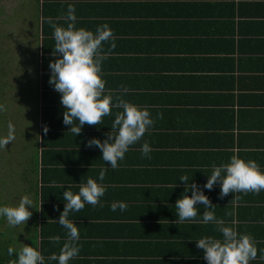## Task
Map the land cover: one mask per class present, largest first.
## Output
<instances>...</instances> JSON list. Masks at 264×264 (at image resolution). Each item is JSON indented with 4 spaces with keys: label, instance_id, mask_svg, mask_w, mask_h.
Masks as SVG:
<instances>
[{
    "label": "crops",
    "instance_id": "crops-1",
    "mask_svg": "<svg viewBox=\"0 0 264 264\" xmlns=\"http://www.w3.org/2000/svg\"><path fill=\"white\" fill-rule=\"evenodd\" d=\"M27 1L32 4L28 29L18 17V33L9 34L22 42L26 64L12 106L0 104V116H6L0 137L7 136L9 122L15 127L14 141L0 148L8 174L2 190H9V200L0 205H18L28 195L34 209L27 223L12 227L6 221L0 234H8L14 249L33 237L42 247L49 228L51 236L61 234L65 241V230L55 221L65 207L63 191L76 193L80 183L93 178L106 191L97 205L69 214L80 231V252L69 264H206L195 240L222 237L215 225L198 222L202 206L197 221L175 223L174 205L185 188L179 177L187 175L203 187L212 165L227 163L234 154L264 170V0ZM69 5L76 10V28L95 33L108 24L113 32L116 47L111 39L102 45V79L113 104L131 102L154 120L115 170L87 141H103L122 109L112 107L110 116L97 126L85 125L76 137L63 123L60 94L49 85L55 41L47 18L66 27ZM145 141L151 159L142 156ZM102 169L107 171L99 181ZM220 192L219 184L205 189L215 215L251 235L258 254L250 264H264V191L223 198ZM119 201L127 209L112 211Z\"/></svg>",
    "mask_w": 264,
    "mask_h": 264
},
{
    "label": "clouds",
    "instance_id": "clouds-1",
    "mask_svg": "<svg viewBox=\"0 0 264 264\" xmlns=\"http://www.w3.org/2000/svg\"><path fill=\"white\" fill-rule=\"evenodd\" d=\"M75 8L71 5L63 19L67 26H59L53 18H47V23L53 29L55 41L52 47V56L49 69L51 72L49 85L60 94V103L64 108L62 113L63 123L70 126L69 132L76 137L80 136L85 125L97 126L102 118L112 114V107L122 109L115 115L111 131L106 134L102 141L92 138L87 141V147L98 148L101 159L113 170L119 167V162L125 158L130 147L138 143L146 132L153 126L154 120L147 109L125 101L119 100L113 104L111 94H106V82L102 79V62L106 56L102 54V45L110 39L113 41L111 47H116L113 32L108 24L97 27L95 33L83 28H76ZM0 105V111H3ZM159 118H163L159 114ZM78 121V124L75 123ZM47 134L48 127L43 129ZM15 127L9 122L8 134L0 137V148L7 147L15 139ZM143 158L151 159L152 148L145 141L141 146ZM107 169H102L98 180L105 179ZM179 183L185 185L184 192L176 200L174 208L177 217L175 223L183 224L186 221H197L198 208L203 207L205 211L199 221L205 225L211 223L216 226L215 230L222 238L204 236L195 240L196 247L203 250V258L206 264H250L257 258L258 250L251 235L241 234L234 227L227 226L225 221L215 215L216 206L205 194L206 190H213L219 184L223 198L230 192L259 194L264 191V170H261L255 160H245L238 155H232L227 163L212 165L211 174L207 175V183L199 186L187 175L179 177ZM177 186V185H176ZM105 187L98 183L97 179L88 178L86 183H80L79 191L74 193L70 189L63 191L64 210L57 221L65 230L66 239L60 252L53 253L48 260L56 264H69L78 256L80 248V231L76 223L69 220L71 212H79L85 204L93 206L100 203L105 194ZM191 193V195H189ZM34 209L33 201L28 195L21 197L18 205H0V218L7 221L8 225L18 227L27 223ZM112 211L119 209L121 212L127 209L123 201L114 202ZM54 244L60 243L59 235L49 237ZM264 252V250H262ZM8 255H15V259L9 264H46L45 257L37 247L24 244L19 250L8 248ZM264 259V254L261 255Z\"/></svg>",
    "mask_w": 264,
    "mask_h": 264
},
{
    "label": "rangeland",
    "instance_id": "rangeland-1",
    "mask_svg": "<svg viewBox=\"0 0 264 264\" xmlns=\"http://www.w3.org/2000/svg\"><path fill=\"white\" fill-rule=\"evenodd\" d=\"M31 8L32 4L27 0H0V104L2 100V103L7 109L12 106L11 98L14 97L15 92L19 91L18 89L21 87L20 84L24 81L23 72L26 64V58L23 56L24 49L21 45L22 42L14 41L9 34L18 33L17 30L20 24L14 21L18 19V17L25 20V28L28 29L30 18L26 13H32ZM13 11H16V13L13 14ZM11 15H15L13 20L11 19L14 21L15 25L13 22H9V17H13ZM34 25L35 21L32 22V26ZM4 120H6V116H0V122ZM2 152L4 151L0 150V153ZM5 164L6 163L0 159V203L7 201V199L9 200V190L8 192L7 190H2V187L6 188L8 180L7 169L4 168ZM1 190L3 192H1ZM3 226L5 227V225ZM11 233L19 240L22 239V236L17 232ZM7 236L8 234H0L1 255L6 253L8 246Z\"/></svg>",
    "mask_w": 264,
    "mask_h": 264
},
{
    "label": "trees",
    "instance_id": "trees-1",
    "mask_svg": "<svg viewBox=\"0 0 264 264\" xmlns=\"http://www.w3.org/2000/svg\"><path fill=\"white\" fill-rule=\"evenodd\" d=\"M39 203H40V201L37 199L36 200V204L38 205ZM5 222H6L5 219L0 218V229L2 228V226L4 225ZM63 234H62V236H63ZM51 235H54V234H53L52 230H50V228H49L48 230L45 231L44 238L45 239H48L49 237H51ZM59 235H61V234H59ZM37 239L38 238L33 237L31 243H29L28 245H33V246H35V247L38 248V250L40 251V253L45 257L46 264H54V261H49L48 258L53 253H56L57 255L59 254L60 248L63 246L64 241H61L60 240V244L58 243L59 244L58 245V244L52 243L50 241V239H48L47 242L46 241L45 242H42V247L39 248ZM14 245H15L14 242L8 243V246H7V249H6V253L3 254V255L0 254V264H9V261L10 260L15 259V255H13L11 257L8 255V248L10 246L11 247H14ZM20 248L21 247H18L16 249L19 250Z\"/></svg>",
    "mask_w": 264,
    "mask_h": 264
}]
</instances>
